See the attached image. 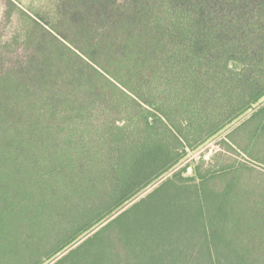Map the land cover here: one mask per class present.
Masks as SVG:
<instances>
[{"label": "trees", "instance_id": "1", "mask_svg": "<svg viewBox=\"0 0 264 264\" xmlns=\"http://www.w3.org/2000/svg\"><path fill=\"white\" fill-rule=\"evenodd\" d=\"M25 17L26 56L0 50L5 236L49 224L59 192L74 218L46 245L85 225L48 257L105 222L51 264H264V200L245 211L224 177L246 164L181 167L135 198L264 98V0H58ZM228 138L264 145V103Z\"/></svg>", "mask_w": 264, "mask_h": 264}, {"label": "rangeland", "instance_id": "2", "mask_svg": "<svg viewBox=\"0 0 264 264\" xmlns=\"http://www.w3.org/2000/svg\"><path fill=\"white\" fill-rule=\"evenodd\" d=\"M58 0H0V50L3 52L5 58L8 62L12 63L19 59H23L27 50L24 48L23 34L28 27V22L26 20L25 14L31 15H41L44 19H51L54 12V5ZM264 103V98L260 100L258 104L249 109L241 117L227 125L216 135L205 141L204 143L198 145L194 149L187 147L185 154L180 158L178 163L167 173L162 175L158 180L150 184L146 189H144L135 198H138L149 191L153 186L159 183L163 178L170 175L174 170L185 167L182 175L187 177L194 173V166L199 165L202 172L208 169H216L221 166L233 165V164H246L251 169H244L242 173H232L228 174L225 178L229 179V184L232 182V188L238 189L241 194H244V188L248 189V194L254 200L252 203L253 209L246 208L245 211H252L260 208L258 202L264 200V165L258 161H255L248 154L247 150L251 153L257 152L258 157L264 159V145L259 144L255 146L248 145L244 152L240 150H233L231 146L229 147L228 138L231 130L238 125L241 121L246 119L253 113L257 108H259ZM180 148V146H178ZM182 150H180L181 152ZM181 154V153H180ZM230 175V176H229ZM222 176V175H221ZM214 178L210 180L209 185L214 183V187H221L226 183H223L224 177ZM6 175L0 176L1 179L5 178ZM247 186V187H244ZM60 194L58 192V206L54 211H51L50 223L40 224L41 220H29L27 226L23 228V232L18 229L12 231V235L9 237L5 236L4 232L1 231L5 229L6 221L0 215V264H51L59 256L69 250L72 245L81 241L85 236L92 233L105 221L100 222L93 228H91L86 233L82 234L78 238L72 241L68 246L59 251L57 254L48 257V254L52 252V248L57 247L58 244L65 241L68 237H71L74 233L78 231L79 228L85 225L84 220L80 219L79 223H76L68 232L57 236V239L52 236V241L48 242L46 245V236L50 233L57 232L63 226L64 222L68 221L70 218H74L72 214L74 206L70 204L69 201L61 200ZM134 198V199H135ZM119 198H112L108 200V203L113 205ZM77 201H73L76 205ZM41 203V202H40ZM70 204L65 207V204ZM264 205V204H263ZM41 205H36L34 212L41 211ZM42 207V206H41ZM65 207V208H64ZM38 208V209H36ZM70 208L69 214H62ZM262 208V207H261ZM40 213L38 216H40ZM90 219L94 218V215H90ZM31 219V218H30ZM246 223V221H243ZM246 225H243L245 228ZM15 232L16 234H14ZM114 232V231H112ZM110 232V236L114 234ZM56 240V241H55ZM52 242V243H51ZM253 247V240L248 239L245 244L246 249Z\"/></svg>", "mask_w": 264, "mask_h": 264}]
</instances>
